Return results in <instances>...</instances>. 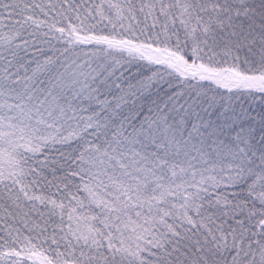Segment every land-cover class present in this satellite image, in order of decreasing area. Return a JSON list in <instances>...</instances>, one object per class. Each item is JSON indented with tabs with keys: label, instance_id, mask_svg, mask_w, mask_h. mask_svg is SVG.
<instances>
[{
	"label": "snow or ice",
	"instance_id": "snow-or-ice-1",
	"mask_svg": "<svg viewBox=\"0 0 264 264\" xmlns=\"http://www.w3.org/2000/svg\"><path fill=\"white\" fill-rule=\"evenodd\" d=\"M0 264H264V0H0Z\"/></svg>",
	"mask_w": 264,
	"mask_h": 264
}]
</instances>
